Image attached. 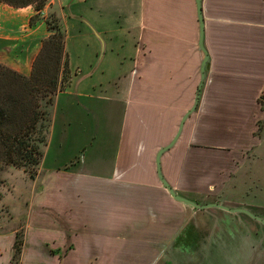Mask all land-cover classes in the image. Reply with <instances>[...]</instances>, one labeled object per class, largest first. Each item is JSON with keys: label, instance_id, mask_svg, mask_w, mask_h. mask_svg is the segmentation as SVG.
I'll return each mask as SVG.
<instances>
[{"label": "crops", "instance_id": "crops-1", "mask_svg": "<svg viewBox=\"0 0 264 264\" xmlns=\"http://www.w3.org/2000/svg\"><path fill=\"white\" fill-rule=\"evenodd\" d=\"M53 12L66 32L78 22L90 23L116 54L115 68L129 69L101 81L77 82L79 76L74 77L55 98L50 134L62 95L78 100L96 121L100 118L103 140L107 122L118 118L116 144L100 143L89 160L78 157L48 174L52 189L46 209L54 213L47 210L58 240L72 245L63 264H163L160 253L172 230L195 216L192 207L176 201L161 184L155 158L174 138L199 89L203 53L197 46L196 0H49L41 12L33 5L0 3V64L29 76L50 35L46 21ZM202 14L210 67L198 108L162 157L170 184L199 201L215 180L200 178L199 155L212 152L215 144L241 148L235 138L248 134L243 123L264 116L259 102L264 91V0H202ZM67 40L68 35L66 52L73 68ZM92 51L98 59L100 50ZM231 115L242 117L241 126L216 136L214 120L225 130ZM62 251L51 249L58 257Z\"/></svg>", "mask_w": 264, "mask_h": 264}, {"label": "rangeland", "instance_id": "rangeland-1", "mask_svg": "<svg viewBox=\"0 0 264 264\" xmlns=\"http://www.w3.org/2000/svg\"><path fill=\"white\" fill-rule=\"evenodd\" d=\"M47 16L51 22L54 19L61 22L57 12L49 13ZM36 19L37 17L34 22ZM90 22L95 24L91 19ZM77 24V26L71 25L69 32H66L69 39L67 46L74 67L70 66L67 53L68 66H66L67 75L64 89L71 85L74 77L79 76L76 79L77 82L78 80L101 81L118 75L120 71L129 70L128 68L122 70L120 67L115 68L117 65L116 54L111 53L106 44L105 49L102 50V43L86 22ZM92 48L100 50L98 59L92 53ZM103 51H105L106 57ZM103 56L104 61L101 63ZM104 68L107 69L106 72ZM59 103L55 130L50 134L51 127L49 128L46 144L41 147L42 157L39 163L27 170L24 167L7 165L0 171V234H2L0 237V248L2 249L0 264H9L12 261L14 255L12 247L16 237L13 231L24 237L20 264H63V258L72 245L71 240L64 245L63 241L58 240L57 228L53 223L52 214L54 213L46 209L47 197L52 189V187H48V174L49 172L51 174V171L56 168L65 167L67 164L71 165V162L78 157L85 159L86 156L89 160L90 155L93 156L91 153L100 143L105 147L116 144L118 133L115 132V127H117L118 118H114V123L107 122L108 130L103 140L102 134L98 136L101 124L99 117L96 121L94 114L84 107L78 106V100L75 102L72 96L62 95ZM53 106L54 104L43 106L47 112L52 114V117ZM260 117V115L253 117L249 122L246 120L243 123L245 128L243 132L254 137L253 143H251L252 140L248 134H242L240 137L239 134H235L239 137L235 138L237 143L244 147L241 146V148L233 150L215 144L212 146V152L206 151L205 156L199 155L198 174L200 178L202 180L215 179L214 184L206 189L208 196L203 197L206 198L205 203L220 202L231 207H246L264 217V116ZM240 118L242 117L235 115L226 117L225 130L220 122L219 124L214 120L216 136L220 134L225 136L229 131L230 134L235 131L234 129L242 124ZM184 140L185 138L182 139V141ZM90 141L94 142L92 146H88ZM84 145L86 148L83 147ZM105 156H108L107 152ZM203 183L205 182L203 181ZM203 198L202 200H204ZM207 212L212 213L214 217L226 214L225 211L216 208L208 209ZM232 216L252 221L249 216L242 213ZM253 224L264 231V226L261 224L256 222ZM52 240L56 242L53 243ZM51 249L63 251L58 257L59 254L52 253ZM58 258H60L59 262ZM64 264L79 263L67 260Z\"/></svg>", "mask_w": 264, "mask_h": 264}, {"label": "trees", "instance_id": "trees-1", "mask_svg": "<svg viewBox=\"0 0 264 264\" xmlns=\"http://www.w3.org/2000/svg\"><path fill=\"white\" fill-rule=\"evenodd\" d=\"M48 0H0L14 7L33 5L41 12ZM32 18V23L35 17ZM50 35L43 39L32 73L21 74L0 64V171L4 166L24 167L39 163L41 147L51 127L52 114L44 109L53 105L65 88L68 66L66 29L54 19L46 21ZM264 107V91L259 97ZM24 237L16 234L10 264H20Z\"/></svg>", "mask_w": 264, "mask_h": 264}, {"label": "flooded vegetation", "instance_id": "flooded-vegetation-1", "mask_svg": "<svg viewBox=\"0 0 264 264\" xmlns=\"http://www.w3.org/2000/svg\"><path fill=\"white\" fill-rule=\"evenodd\" d=\"M192 209L191 221L172 230L174 234L160 253L163 264H247L251 250H264V231L254 226L253 222H259L251 217L252 221L229 213L214 217L208 209Z\"/></svg>", "mask_w": 264, "mask_h": 264}, {"label": "water", "instance_id": "water-1", "mask_svg": "<svg viewBox=\"0 0 264 264\" xmlns=\"http://www.w3.org/2000/svg\"><path fill=\"white\" fill-rule=\"evenodd\" d=\"M196 5H197L199 29H200V32H198L197 46H198V50L203 53V57L201 59L200 67H199L200 77H201V80L199 83V89H198L197 96H196V99H195L193 106L183 115V117L180 121V124H179L178 131L175 134L174 138L168 144L161 147L156 154L155 164H156L157 176H158L161 184L168 191V193L176 201H178L182 204H185V205H188L194 209H200V210L216 208V209L223 210V211H225L229 214H232V215H238L240 213L246 214L249 217H251L252 219H254L255 221L264 225V217L257 215L255 212L251 211L249 208L231 207L229 205H225V204H222L219 202H210V203H206V204H201L195 200H192L186 196L181 195L180 193L177 192V190L167 180V178L164 175L163 169H162V157H163V155L166 152L170 151L176 145V143L178 142V140L180 139V137L183 133L185 121L198 108L200 98H201V89L205 83V80L207 77V72H208L209 67H210V64H209L210 57H209V54H208L207 49L205 47V32H204V18H203V14H202V0H196ZM87 24L91 27V29L93 30V32L95 33L97 38L102 43V50H104L105 42H104L102 36L99 34V32L90 23H87ZM103 53H104V51H103ZM246 260H247V264H264V250H262V251L260 249L251 250V254L247 255Z\"/></svg>", "mask_w": 264, "mask_h": 264}]
</instances>
